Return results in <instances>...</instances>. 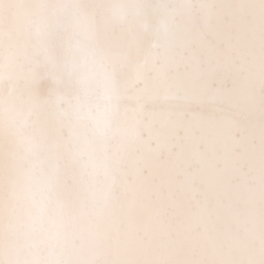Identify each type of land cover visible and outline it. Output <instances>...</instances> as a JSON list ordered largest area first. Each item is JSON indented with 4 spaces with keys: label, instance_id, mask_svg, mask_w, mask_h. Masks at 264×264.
Masks as SVG:
<instances>
[{
    "label": "snow or ice",
    "instance_id": "6c2138e0",
    "mask_svg": "<svg viewBox=\"0 0 264 264\" xmlns=\"http://www.w3.org/2000/svg\"><path fill=\"white\" fill-rule=\"evenodd\" d=\"M0 264H264V0H0Z\"/></svg>",
    "mask_w": 264,
    "mask_h": 264
}]
</instances>
